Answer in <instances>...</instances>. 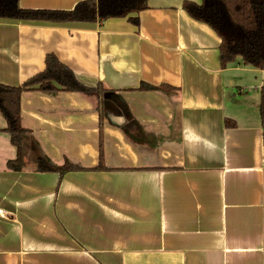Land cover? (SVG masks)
<instances>
[{"label": "crops", "instance_id": "obj_1", "mask_svg": "<svg viewBox=\"0 0 264 264\" xmlns=\"http://www.w3.org/2000/svg\"><path fill=\"white\" fill-rule=\"evenodd\" d=\"M184 1L148 0L137 26L0 19V84L21 85L53 54L112 92L101 105L21 94V125L40 152L84 169L62 176L8 170L16 151L0 114V264H264V68L221 67L219 37ZM100 144L105 169L92 170Z\"/></svg>", "mask_w": 264, "mask_h": 264}, {"label": "trees", "instance_id": "obj_2", "mask_svg": "<svg viewBox=\"0 0 264 264\" xmlns=\"http://www.w3.org/2000/svg\"><path fill=\"white\" fill-rule=\"evenodd\" d=\"M148 9V0H84L69 11L31 10L19 7V0H0V19L17 21H44L56 23H95L113 18H127L138 25V18L131 17ZM183 11L193 20L207 25L220 39L221 67L240 59L243 65L256 69L264 68V0H201L182 3ZM141 89H154L141 85ZM25 91L76 92L97 97L99 105L112 96L111 91L82 84L75 73L53 54L44 58L42 71L19 86L0 84V114L5 120L4 132L9 136L16 156L7 162L13 172L30 169L37 173H56L59 176L83 168L65 161L63 165L52 164L31 139V132L21 125L20 98ZM260 121L264 128V87L259 92ZM227 127H233L226 120ZM264 158V133H263ZM102 147H99V163L92 170H104Z\"/></svg>", "mask_w": 264, "mask_h": 264}, {"label": "built area", "instance_id": "obj_3", "mask_svg": "<svg viewBox=\"0 0 264 264\" xmlns=\"http://www.w3.org/2000/svg\"><path fill=\"white\" fill-rule=\"evenodd\" d=\"M2 212H1V210H0V214H1Z\"/></svg>", "mask_w": 264, "mask_h": 264}]
</instances>
